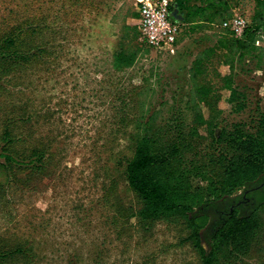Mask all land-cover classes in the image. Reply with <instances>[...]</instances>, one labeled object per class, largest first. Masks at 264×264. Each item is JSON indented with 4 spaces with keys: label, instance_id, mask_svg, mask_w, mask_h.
<instances>
[{
    "label": "rangeland",
    "instance_id": "374dc122",
    "mask_svg": "<svg viewBox=\"0 0 264 264\" xmlns=\"http://www.w3.org/2000/svg\"><path fill=\"white\" fill-rule=\"evenodd\" d=\"M232 4L233 15L223 25L193 30L185 24L175 55L144 45L133 67L117 71L114 54L143 45L127 36L139 33L137 0H0V36L23 22L39 25L37 41L46 50L0 96V135L8 118H22L17 132L23 146H44L54 154L47 172L26 182L8 183L0 169V185L8 187L5 193L0 188V246L22 245L28 255L4 264H201L184 242L188 230L182 224L157 221L146 229L138 218H119L121 207L140 208L117 166L132 154L133 126L122 122V101L132 103L127 113L138 114L141 103H160L163 90L169 96L187 91L198 53L230 30L236 14L252 21L255 0ZM222 54L206 74L215 87L222 83L219 72L227 70ZM236 83L247 91L248 108L225 112L226 122L254 120L264 112V69L238 70ZM193 186L205 190L200 181ZM240 264H264V252L256 247Z\"/></svg>",
    "mask_w": 264,
    "mask_h": 264
},
{
    "label": "trees",
    "instance_id": "16d2710c",
    "mask_svg": "<svg viewBox=\"0 0 264 264\" xmlns=\"http://www.w3.org/2000/svg\"><path fill=\"white\" fill-rule=\"evenodd\" d=\"M232 3L177 0V7L185 24L203 30L225 24L233 15ZM255 4L242 37L224 29L213 45L198 53L189 70L187 91L169 96L163 90L157 105L139 101L138 114L127 113L132 103L122 101L126 108L122 122L133 126L128 137L132 154L120 158L117 166L140 208L130 212L119 207V218H138L146 229L157 221L182 224L188 230L184 242L192 244L201 264H240L256 247L264 252V112L249 122L227 123L224 117L227 111L240 114L248 108L247 91L236 83L238 70L264 69V44L258 45L264 43V0ZM42 29L23 22L0 36V96L10 92L12 80L25 68L41 61L46 53L37 41ZM139 34L127 36L136 39ZM144 45L119 49L114 69L133 67ZM220 51L227 70L219 72L222 83L215 87L206 74ZM22 122V118H8L0 135V169L8 183L45 174L54 159L44 146H23L26 140L17 132ZM195 181L203 183L205 190H195ZM0 188L4 193L8 189L4 184ZM113 190L114 184L104 198ZM245 190H251L250 201L218 216L211 213L220 201ZM19 256L28 257L24 246H0V264Z\"/></svg>",
    "mask_w": 264,
    "mask_h": 264
},
{
    "label": "built area",
    "instance_id": "2783aa9c",
    "mask_svg": "<svg viewBox=\"0 0 264 264\" xmlns=\"http://www.w3.org/2000/svg\"><path fill=\"white\" fill-rule=\"evenodd\" d=\"M140 12L139 40L149 48L175 55L180 47L183 17L179 14L177 0H137ZM250 22L235 15L229 22L230 30L242 37ZM264 43L259 41L258 45Z\"/></svg>",
    "mask_w": 264,
    "mask_h": 264
},
{
    "label": "flooded vegetation",
    "instance_id": "af4514ba",
    "mask_svg": "<svg viewBox=\"0 0 264 264\" xmlns=\"http://www.w3.org/2000/svg\"><path fill=\"white\" fill-rule=\"evenodd\" d=\"M251 193V190H245L241 191L235 196L231 197L228 200H222L220 201L219 205L216 208H211L210 211L212 214L218 216L220 212H223L230 208V210H234V206H239L244 200L250 201V198H248V194ZM255 199V198H254ZM213 215V217H214Z\"/></svg>",
    "mask_w": 264,
    "mask_h": 264
}]
</instances>
